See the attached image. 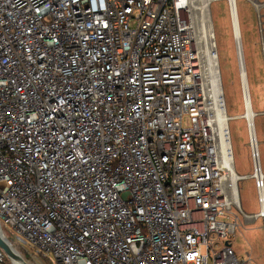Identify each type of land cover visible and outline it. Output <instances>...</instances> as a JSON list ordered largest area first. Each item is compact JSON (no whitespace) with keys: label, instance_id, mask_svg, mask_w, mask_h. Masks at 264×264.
<instances>
[{"label":"built area","instance_id":"obj_1","mask_svg":"<svg viewBox=\"0 0 264 264\" xmlns=\"http://www.w3.org/2000/svg\"><path fill=\"white\" fill-rule=\"evenodd\" d=\"M193 1L0 0V232L22 257L254 264L227 239L234 209L264 219L257 140L236 180L239 195L255 181L248 215L211 126ZM260 41L264 62L262 26Z\"/></svg>","mask_w":264,"mask_h":264},{"label":"rangeland","instance_id":"obj_2","mask_svg":"<svg viewBox=\"0 0 264 264\" xmlns=\"http://www.w3.org/2000/svg\"><path fill=\"white\" fill-rule=\"evenodd\" d=\"M202 2L203 0H195V4ZM263 2L264 0H235L234 2L248 92H245L244 83L242 82L241 61L234 35L229 1L216 0L210 3L209 11L205 14V19L210 21L214 32L215 51L218 56L225 110L227 116L230 117L227 124L234 168L237 174L241 176H249L254 171L248 121L246 118H242V115L246 112L244 92L246 98L249 96L252 111L256 113L254 119L255 134L260 165L264 173V62L260 41V27L262 26L264 29V4H261ZM208 21L205 22L206 27L200 20L199 24L198 19L194 24L196 41L202 55L206 41L204 42L201 38L204 27L208 28L209 26ZM203 60L202 73L204 77L202 83L205 90L208 91L210 90V77L208 78L206 70L208 61L204 57ZM239 190L244 212L248 215L258 214L261 211V204L254 179L241 180ZM232 212L234 215L231 216V222H235V215L239 219L237 220L236 232L230 235L227 240L231 242L234 251L240 258H248V255H250L254 264H264V219L258 218L254 221L246 219L235 209ZM3 228L7 239L15 243L14 238L8 233V227L3 224ZM4 254L5 264H12L5 252ZM27 263L53 264L50 260L42 259L37 260L36 263L29 260Z\"/></svg>","mask_w":264,"mask_h":264},{"label":"bare ground","instance_id":"obj_3","mask_svg":"<svg viewBox=\"0 0 264 264\" xmlns=\"http://www.w3.org/2000/svg\"><path fill=\"white\" fill-rule=\"evenodd\" d=\"M199 1H202V0H199ZM209 1L210 0H203V2L200 4H195V0L192 2V7L194 9L193 20L196 21L198 19V22L200 20V22H202L204 26H205V22L208 21L205 19L206 17L205 14L208 13L209 11L208 10ZM227 1H229V4H230L232 23L234 22V27H233L234 35L235 37L237 35V38H238V42H237L238 44L237 43L236 44H237V47L239 45V50L241 52V54L239 53L240 61H241L240 64L242 63V66H244V69L242 71V78H243L242 82L244 83L245 92H248L245 65H244V59H243V54H242L241 38L239 35L240 33H238L239 30H238L237 14H236L235 6H234L235 0H227ZM232 4H233V7H232ZM233 14H234V17H233ZM208 22H209V26L208 28H205L206 26L204 27L203 36L201 38V40H203L204 42L206 41L205 49L203 51V57L206 58L208 61V66H207L208 68L206 67V70H207L208 78L210 77L209 79L210 80L209 82L210 90L206 91L204 89V92H205L208 102L210 101L209 104L211 105L212 110H213L211 119H214V124L216 125L212 123L211 126L213 129L218 130L219 140L221 144V152L223 154V159H224V166L227 167L231 171L232 188L234 190L237 203L241 204V198H240V195L238 194V185L236 183L238 174L236 173V171L233 168V165L231 164L233 153H232V149L229 146V132H228V124H227L229 117L227 116L226 110H225L223 89H222V83L220 81L221 77L219 73L220 71H219L218 59H217L218 56L215 51L214 34H213L214 32L210 25V21ZM235 27H236V30H235ZM205 54H206V57H205ZM254 117H255V113L252 111L250 99H249V96H247L246 112L242 115V118H246V120H248V122L251 125V134H250L251 138H256Z\"/></svg>","mask_w":264,"mask_h":264},{"label":"water","instance_id":"obj_4","mask_svg":"<svg viewBox=\"0 0 264 264\" xmlns=\"http://www.w3.org/2000/svg\"><path fill=\"white\" fill-rule=\"evenodd\" d=\"M233 27H234V22H233ZM235 38L238 42L237 35ZM238 49H239V45H238ZM243 69H244V66H243ZM0 248L6 253L8 258L11 260L12 264H16V263L17 264H28L27 261L11 247V245L4 238L1 232H0Z\"/></svg>","mask_w":264,"mask_h":264},{"label":"trees","instance_id":"obj_5","mask_svg":"<svg viewBox=\"0 0 264 264\" xmlns=\"http://www.w3.org/2000/svg\"><path fill=\"white\" fill-rule=\"evenodd\" d=\"M23 255V257H24V259L26 260V261H29L30 260V258L27 256V255H24V254H22Z\"/></svg>","mask_w":264,"mask_h":264}]
</instances>
